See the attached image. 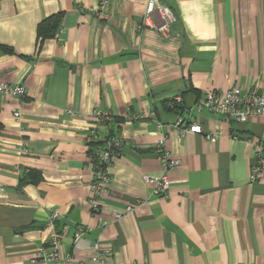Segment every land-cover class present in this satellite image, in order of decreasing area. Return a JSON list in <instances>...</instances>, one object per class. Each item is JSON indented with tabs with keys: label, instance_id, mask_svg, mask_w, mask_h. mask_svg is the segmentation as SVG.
Returning <instances> with one entry per match:
<instances>
[{
	"label": "crops",
	"instance_id": "1",
	"mask_svg": "<svg viewBox=\"0 0 264 264\" xmlns=\"http://www.w3.org/2000/svg\"><path fill=\"white\" fill-rule=\"evenodd\" d=\"M159 1L175 15L166 35L136 28L147 0H0V82L25 87L0 95V264H44L35 254L52 232L60 256L81 264L94 244L108 249L106 264H264V180H249L264 117L196 108L210 90L264 95V0ZM57 12L61 31L38 43L37 23ZM142 112L153 117L133 119ZM190 118L220 136H180L178 120ZM157 122L179 160L163 197L145 178L162 171ZM91 128L120 141L97 213Z\"/></svg>",
	"mask_w": 264,
	"mask_h": 264
},
{
	"label": "built area",
	"instance_id": "2",
	"mask_svg": "<svg viewBox=\"0 0 264 264\" xmlns=\"http://www.w3.org/2000/svg\"><path fill=\"white\" fill-rule=\"evenodd\" d=\"M175 21V15L171 7L163 4L159 0H147L143 15L136 25L138 30L144 28L153 29L160 34H168L170 24ZM61 31V30H60ZM0 95L23 97L25 95V87L22 83H7L0 82ZM174 102H180V97H177ZM197 110L202 108L208 111L220 114L224 116L228 121L234 122H246L247 120L257 117H264V95L254 90H244L239 86H234L225 92L216 90L207 91L204 97L197 102ZM71 114V111H66ZM95 118L98 121L107 120L109 116L100 110H94ZM13 115L19 118L20 111L15 110ZM153 117V113L142 112L133 115V119H144ZM183 120L179 119L176 125V129L180 136H183L187 132L203 134L204 138L208 141H215L221 134L220 131L204 132L201 124L198 121L190 118L187 123L182 124ZM157 128L160 131V138L156 143V156L160 162L162 171L157 177L150 178L145 176L146 179H152L154 182L153 193L157 196H166L169 189L168 172L174 169L179 160L171 155L166 148L167 133L162 130V124L157 122ZM264 136V132H263ZM97 132L94 128L88 131L87 142L97 140ZM100 149H97L92 160V172L89 181L90 189V209L93 213L99 212L100 209V197L105 192L107 184L109 182V167L112 164L115 154L120 148V141L114 136H110L104 139ZM256 145L257 159L250 167L249 180L252 182L264 180V164L260 159V153L264 150V145ZM0 191L2 188L0 187ZM132 206L128 205L125 211H131ZM121 217V213H114L113 219ZM56 214L53 213L48 217L46 225L52 227ZM83 229L79 228L74 233L73 242L77 244L80 242ZM60 239L55 232L50 235L49 243L47 247L40 248L35 258L42 260L44 264L49 262L61 261L60 264H81L75 260L71 254H67L63 257L60 256L59 247ZM96 256L90 264H106L105 256L109 253L108 249L100 248L98 244L93 245ZM136 264V263H130Z\"/></svg>",
	"mask_w": 264,
	"mask_h": 264
},
{
	"label": "trees",
	"instance_id": "3",
	"mask_svg": "<svg viewBox=\"0 0 264 264\" xmlns=\"http://www.w3.org/2000/svg\"><path fill=\"white\" fill-rule=\"evenodd\" d=\"M62 15H63L62 12H57V13H54V14H51V15L45 17L44 19H42L41 21H39L37 23L36 37H37L38 43H40L43 39L56 36L57 32L60 30L59 23H60V20L62 18ZM4 50L11 52V49L8 47H4ZM172 103H173V107L176 109L177 106H176L175 102L173 101ZM108 137H110V136H108ZM102 144H103V141H100V140H94V141L88 142L89 146L94 147V149L90 150L92 152V154H91L92 159H94L95 151L97 149H100ZM24 178H25V176L20 177L19 185H21L22 182L27 181V180H24Z\"/></svg>",
	"mask_w": 264,
	"mask_h": 264
}]
</instances>
